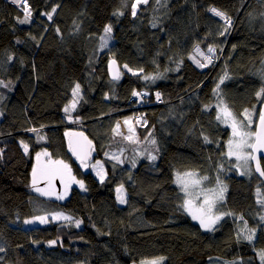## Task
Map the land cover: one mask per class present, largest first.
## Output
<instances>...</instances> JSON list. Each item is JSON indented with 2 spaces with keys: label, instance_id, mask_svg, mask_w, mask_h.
<instances>
[{
  "label": "trees",
  "instance_id": "16d2710c",
  "mask_svg": "<svg viewBox=\"0 0 264 264\" xmlns=\"http://www.w3.org/2000/svg\"><path fill=\"white\" fill-rule=\"evenodd\" d=\"M133 2L28 0L32 19L22 25L21 10L0 0V81L14 87L0 117V264H140L159 257L163 264H260L264 205L256 191L264 196V179L252 164V176L239 174L226 155L231 129L216 115L221 100L239 119L255 106L256 127L262 107L256 92L264 86V0H149L135 18ZM211 7L231 17L223 35L225 23ZM53 8L49 20L45 14ZM108 24L110 47L101 50ZM197 46L215 49L214 65L204 72L189 61ZM112 60L120 67L119 81L108 76ZM76 84L80 101L69 119L64 108ZM133 91L152 95L150 103L130 105ZM155 92L162 104H154ZM127 119L137 143L113 131ZM66 132H84L95 142L93 161L103 162L104 182L76 163ZM43 151L68 164L85 192L75 185L57 200L35 191L32 169ZM185 172L208 176L205 188H216L217 178L227 187L215 209L223 218L212 231L181 207L185 197L175 178ZM42 182L37 186L44 189ZM121 185L126 206L117 199ZM53 212L72 221L33 229L19 223ZM250 229L252 243L245 239Z\"/></svg>",
  "mask_w": 264,
  "mask_h": 264
},
{
  "label": "snow or ice",
  "instance_id": "6c2138e0",
  "mask_svg": "<svg viewBox=\"0 0 264 264\" xmlns=\"http://www.w3.org/2000/svg\"><path fill=\"white\" fill-rule=\"evenodd\" d=\"M11 2L17 6L18 9L23 13V18H17V22L19 24H28L32 19V10L28 3V0H11ZM157 3H160V0H156ZM149 0H134L131 5V15L135 18L137 16V12L140 10L141 5H147ZM56 11L55 8L52 9L50 13H46L48 19H52V13ZM212 15L219 17L221 20L225 21L224 32L223 35L228 29L231 27L232 20L224 11H221L215 7H211L208 9ZM114 15H123V12L113 13ZM155 27V24H153ZM104 35L101 37L102 47H106L108 40L111 39V33L113 31L112 25L108 24L103 29ZM33 39H35L33 37ZM197 55L203 56V53L199 52V47L196 48ZM208 53H215V49L213 47L208 48ZM193 59L197 66L200 68L207 67L208 64L212 63L211 56H204V63H201L199 60H195L194 57H190ZM116 61H111L109 68L112 74L113 80H119L121 77V72L118 68L115 67ZM128 72H131L133 75H138L137 71H134L132 68L124 65ZM140 71H143L142 69ZM226 75V74H225ZM156 77L144 76L145 80L155 79ZM224 82V77L220 79V84ZM2 84V82H0ZM6 86V85H4ZM219 89V84H217L214 92ZM80 94V85L76 84L72 90L73 100L64 108V112L68 114V118L71 119V112L75 110ZM133 96H140L141 93L133 91ZM257 100L264 105V86H262L259 91L256 92ZM160 94L157 93V99L159 100ZM218 112L216 115V120L227 125L231 128V138L227 142V152L226 155L229 158H235L236 167L238 169L244 168L248 169L249 162L252 161L255 163V171L259 173L260 177H264V167L261 165V160L264 159V156L258 155L260 153H264V109L260 110L258 113V122H256V127L253 128L254 120L253 114L256 113L255 106L251 110L244 109L240 114L243 119H239L226 104H224L223 100L220 101L218 105ZM124 123L128 125V132L130 135H124L123 138L130 143H137L138 138L135 136V131L131 127L130 121L125 120ZM119 122L113 131L117 135H123L119 131L120 129ZM30 131L37 132V129H29ZM66 136L73 137H82L84 141L87 142L89 146L88 149L77 140L75 142V146L72 139H69V150L72 151L73 155L76 156L77 160L80 161L81 166L87 168V160L90 158V146L91 141L87 140V137H83L82 133H65ZM40 139H44V137H40ZM206 143H211L208 140V137H204ZM152 144H155V140L151 141ZM21 146L25 152L28 153L29 147L26 143L21 141ZM42 157H48V160L42 161ZM119 162V157H115ZM151 160H155V156L149 157ZM37 164L32 169V186L35 191L39 192L44 196H55L57 200H63L65 198L66 190L68 188V184L65 183V174H67L71 182L79 184L81 189H84L83 181L76 180L75 177L71 176V168L68 164L64 163L62 160H52L50 154L47 151L36 153ZM91 167L96 170L97 176L100 177L101 182L104 180L103 175V165L97 161L95 164L91 165ZM241 175L245 174V171L240 172ZM59 178L61 183L64 185L65 194H58L53 190V181ZM209 179L208 176H199L196 172H185L183 174H177L175 178V183L180 188V191L184 194L185 199L181 207L192 217L193 220H197L200 223L201 228L206 231H212L213 227L216 223L222 219L221 214H216L215 209L218 201H223L224 192L227 190L226 185H223L222 181L217 178L216 188H205L203 187L204 181ZM45 182L46 187L44 189L39 188L37 185L39 182ZM123 185L116 189L117 199L120 203H125L124 195H123ZM256 195L258 197L257 203L264 205V196L261 195V190L258 187L256 191ZM197 201H200L197 203ZM227 215H232L231 213H227ZM70 219L67 216H63V214H56L53 216V219ZM40 223H45L47 221L46 216L37 217ZM243 219V217H241ZM261 220L264 221V216L261 217ZM32 221L26 220L25 223H31ZM79 221L77 222V227H79ZM247 224L245 222V228ZM250 234H248L245 239L249 243H252L255 237V229L248 230ZM50 244H55V241H51ZM0 251H4L3 248H0ZM257 256L259 257L260 264H264V249H261L257 252ZM164 257H159L156 259L141 261V264H163Z\"/></svg>",
  "mask_w": 264,
  "mask_h": 264
},
{
  "label": "rangeland",
  "instance_id": "374dc122",
  "mask_svg": "<svg viewBox=\"0 0 264 264\" xmlns=\"http://www.w3.org/2000/svg\"><path fill=\"white\" fill-rule=\"evenodd\" d=\"M10 2H11V0H10ZM11 3H12V2H11ZM15 6H16V5H15ZM211 15H212V13H211ZM213 17H214V18H217V19H219V20H221L219 17H216V16H214V15H213ZM59 24L61 25L62 28H65V26H64L62 23H59ZM111 34H112V33H111ZM110 43H111V39L108 40V43H107V46H106V47H101V50H102V49H108V48L110 47ZM203 51H204V50H203ZM204 53H205V54H209L208 52H205V51H204ZM0 82H2V84H0V117L3 119V118H4L3 104L5 103L4 101H6V99H7L8 96L10 95V93L13 92V88H14V87H12V85H10V83L3 82V81H0ZM4 85H6V86H4ZM76 99L78 100V102L80 101V94H79V97H77ZM78 102H77V104H78ZM76 107H77V105H76ZM75 109H76V108H75ZM74 111H75V110H74ZM74 111H72L71 113H73ZM127 120L130 121L131 127L134 129V131H135V133H136V129L133 127L132 120H130V119H127ZM138 120H141V117H138ZM120 126H121V127H120L119 131H120L121 133H123L124 135H130V133L128 132V125H126V124L123 122V124L120 125ZM230 129H231V128H230ZM139 153H141V152H139ZM113 157H114V158H115V157H119V160H121V156H120V154H115ZM233 158H234V157H233ZM234 159H235V158H234ZM41 160H42V161H46V160H48V157H42ZM97 161H99V162L103 165V175H104V180H103V182H104L105 179H106V177H107V172L105 171V166H104L103 162H102L101 160H97ZM97 161H92V163L88 164V167H87V168L82 167V169H83V171H86V172H90V173L95 174L96 177L98 178V180L101 182L100 177L97 176V174H96V170H94V169L91 167V165L95 164ZM36 164H37V160H36ZM238 170H239V174H240L241 171H245V174H244V175H241V174H240L242 177H244V176H247V177L252 176V174H253V169H252V166H251V161L249 162V165H248V169H247V170H245L244 168H240V169H238ZM75 185H76L77 188H79L81 191L85 192L86 188L81 189L80 186H79V184H77V183H72V184H70L69 191H71V190L74 188ZM84 186H85V184H84ZM176 186H177V184H176ZM177 188L180 190V188H179L178 186H177ZM182 194H183V193H182ZM123 195H124V199H125V201L127 202V194L125 193V191H123ZM183 195H184V194H183ZM184 197H185V196H184ZM126 202L122 204V203H120L119 200H118V203H119L121 206H126V205H127ZM199 202H200V201H197V203H199ZM218 202H219V201H218ZM218 202H217V204H218ZM214 211H216V210H214ZM56 214H63V213H57V212H53V213H45V214H43V215L36 216L34 219L32 218V220H31V219L24 218L22 221L19 220V223H21L25 229H33V227H37V226H39V227H43V226L49 225V224H51V223H65L66 221H72V218L69 217V216H68L67 214H65V213L63 214V216H67V217H69L70 219H63V218L53 219V216L56 215ZM41 216H46V217H47V221H46L45 223H40V221L37 219V217H41ZM222 218H223V216H222ZM26 220H28V221H32V222L26 224V223H25ZM195 221H197V220H195ZM220 221H221V220H219V221L216 223V225H217ZM197 222L199 223V221H197ZM199 224H200V223H199ZM216 225L213 227V229L216 227ZM79 226L81 227V223H79ZM202 229H203V228H202ZM203 230H205V229H203ZM205 231H206V230H205ZM86 238H87L88 240H92V238H91L89 235H87ZM147 261H148V260H147ZM164 262H165V259L163 260V263H164ZM140 264H141V263H140Z\"/></svg>",
  "mask_w": 264,
  "mask_h": 264
},
{
  "label": "water",
  "instance_id": "95a60500",
  "mask_svg": "<svg viewBox=\"0 0 264 264\" xmlns=\"http://www.w3.org/2000/svg\"><path fill=\"white\" fill-rule=\"evenodd\" d=\"M112 61H113V60H112ZM110 63H111V62H110ZM110 63H109V65H110ZM115 67L118 68L119 71H120V67H119V65L117 64V62H116ZM120 72H121V71H120ZM108 76L110 77L111 80H113V79H112V74H111V71H110V68H109V67H108ZM120 78H121V77H120ZM119 80H120V79H119ZM119 80H113V81H119ZM262 109H264V105H262V107H261L260 110H262ZM75 133H80V132H75ZM82 134H83V137H87V140H88V141H91V140L89 139V137H88L84 132H82ZM69 139H72V140H73L74 146H75V142H76L77 140H79V141L85 146L86 149L89 148V146L87 145V142L84 141L82 137H77V136L69 137V138H68V142H69ZM94 148H95V142H94V141H91V146H90V158L87 160V164H90V163H92V161H93V154H94V151H93V150H94ZM70 153H71V155L73 156V158H74V160L76 161V163H78V164L81 165L80 161L77 160L76 156L73 155L72 151H70ZM258 155L264 156V153H260V154H258ZM262 161H264V159L261 160V165H262ZM251 164L253 165V168H254V171H255V163L251 161ZM262 167H263V165H262ZM255 172H256V171H255ZM256 174H257V176L260 177L259 173L256 172ZM71 176L74 177V174L71 173ZM260 178H261L262 180L264 179V177H260ZM65 183H67V184L69 185L68 188H67V190H66V193H67V192L69 191L70 184L73 183V182H71V179H70V177H69L67 174H65ZM42 186L46 187L45 182H42ZM53 190H54L56 193H58V194H65V188H64V185L61 183V181L59 180V178H57V179H55V180L53 181Z\"/></svg>",
  "mask_w": 264,
  "mask_h": 264
},
{
  "label": "built area",
  "instance_id": "2783aa9c",
  "mask_svg": "<svg viewBox=\"0 0 264 264\" xmlns=\"http://www.w3.org/2000/svg\"><path fill=\"white\" fill-rule=\"evenodd\" d=\"M220 21H222L223 23H225V21L224 20H220ZM197 48V47H196ZM196 48H195V50H194V52H193V54L190 56V57H194L195 58V60H199L201 63H204L205 61H204V56H211L212 57V63L211 64H208V66L207 67H211V66H213L214 65V62H215V54H205L204 53V51L203 50H201L200 48H199V52L200 53H203L204 55L203 56H201V55H197V51H196ZM189 57V61L192 63V65L195 67V68H197L200 72H204L206 69H207V67H204V68H200V67H198L197 66V64H196V62L193 60V59H191ZM136 92H139V93H141V95L140 96H131V98H130V100H129V104L130 105H134V107H138V108H140V107H145L146 105H148L149 103H150V99L149 98H151V96L152 95H150L149 93H147L146 91H136ZM157 93H159V92H155V98H154V104L156 103V104H162L163 103V97H162V95H160V98H159V100L157 99ZM160 94V93H159Z\"/></svg>",
  "mask_w": 264,
  "mask_h": 264
},
{
  "label": "flooded vegetation",
  "instance_id": "af4514ba",
  "mask_svg": "<svg viewBox=\"0 0 264 264\" xmlns=\"http://www.w3.org/2000/svg\"><path fill=\"white\" fill-rule=\"evenodd\" d=\"M72 173V172H71Z\"/></svg>",
  "mask_w": 264,
  "mask_h": 264
}]
</instances>
